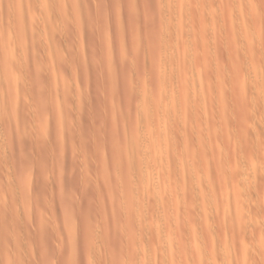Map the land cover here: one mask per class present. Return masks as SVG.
Masks as SVG:
<instances>
[{"label":"rangeland","instance_id":"obj_1","mask_svg":"<svg viewBox=\"0 0 264 264\" xmlns=\"http://www.w3.org/2000/svg\"><path fill=\"white\" fill-rule=\"evenodd\" d=\"M0 264H264V0H0Z\"/></svg>","mask_w":264,"mask_h":264},{"label":"bare ground","instance_id":"obj_2","mask_svg":"<svg viewBox=\"0 0 264 264\" xmlns=\"http://www.w3.org/2000/svg\"><path fill=\"white\" fill-rule=\"evenodd\" d=\"M56 19H57V17H56ZM6 68V67H5ZM7 69V68H6Z\"/></svg>","mask_w":264,"mask_h":264}]
</instances>
